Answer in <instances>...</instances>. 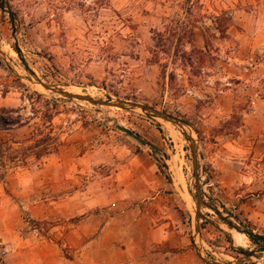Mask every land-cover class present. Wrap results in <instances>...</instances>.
I'll use <instances>...</instances> for the list:
<instances>
[{
  "label": "rangeland",
  "instance_id": "obj_1",
  "mask_svg": "<svg viewBox=\"0 0 264 264\" xmlns=\"http://www.w3.org/2000/svg\"><path fill=\"white\" fill-rule=\"evenodd\" d=\"M3 6L0 109L30 120L0 127V264H264V241L246 234L264 237V0ZM32 73L181 119L203 199L232 226L198 210L174 125L48 91ZM38 127L51 139L36 141Z\"/></svg>",
  "mask_w": 264,
  "mask_h": 264
},
{
  "label": "water",
  "instance_id": "obj_2",
  "mask_svg": "<svg viewBox=\"0 0 264 264\" xmlns=\"http://www.w3.org/2000/svg\"><path fill=\"white\" fill-rule=\"evenodd\" d=\"M1 4H2V8L5 10V7L3 6L4 0H1ZM6 11L8 12L9 17L11 19V22L13 23L15 18H14L12 11L9 9H7ZM15 31L16 30L14 28V32ZM15 49L19 53V47H18L16 41H15ZM32 74L35 76L36 83H38L39 85H41L44 89H46L48 91L66 96L68 98L85 100V101L91 102L93 104L113 106V107H118V108H122V109H138L150 117L160 119L164 122L171 123L172 125L181 128L182 129L181 132L185 136V138L188 140L190 150H191L192 169H193V175H194L196 203H197L198 210L201 207H207L208 209H210L214 213H216L222 220H224L230 226H232L231 221H229V219L226 216H224L221 213V211H219V209H217L216 207H214L212 205L207 204L203 199V196L201 193V187H200V183H199L200 176L198 173V161H197L198 142L193 137V133H192L191 129L181 119H179L178 117H175L174 115H172L166 111L157 109L155 107H152L151 105H147V104L140 103V102L125 100V99H117V100H113L111 98L100 99V98L91 97L89 95H82V94L73 93V92L67 91L65 89H62L60 87L50 85L49 83H46L45 81H43L42 79L37 77L34 73H32ZM125 132L132 135L135 139H137L141 143L144 142L142 139H140L138 136L134 135L133 133L129 132L128 130H125ZM246 234L251 238L259 237L262 241H264L263 236L254 233L251 229L246 230ZM211 262L214 264H219L216 261L211 260Z\"/></svg>",
  "mask_w": 264,
  "mask_h": 264
},
{
  "label": "trees",
  "instance_id": "obj_3",
  "mask_svg": "<svg viewBox=\"0 0 264 264\" xmlns=\"http://www.w3.org/2000/svg\"><path fill=\"white\" fill-rule=\"evenodd\" d=\"M14 113H16V115H13ZM30 117H23L20 113L19 110L17 109H7V108H1L0 109V127L3 129H9L12 128L14 126H22L25 125L29 122ZM35 130H39V136L37 137L36 141H48L49 139H51V137L48 134H43V132L41 131L40 127H38ZM48 150L47 147H43L41 149V151L46 152ZM257 238H253V239H258ZM244 253H246L245 251H242Z\"/></svg>",
  "mask_w": 264,
  "mask_h": 264
},
{
  "label": "crops",
  "instance_id": "obj_4",
  "mask_svg": "<svg viewBox=\"0 0 264 264\" xmlns=\"http://www.w3.org/2000/svg\"><path fill=\"white\" fill-rule=\"evenodd\" d=\"M152 234H154L153 239H151L152 242H163L166 240V235L163 232L159 233L156 229H153ZM164 254H167V252H164Z\"/></svg>",
  "mask_w": 264,
  "mask_h": 264
},
{
  "label": "bare ground",
  "instance_id": "obj_5",
  "mask_svg": "<svg viewBox=\"0 0 264 264\" xmlns=\"http://www.w3.org/2000/svg\"><path fill=\"white\" fill-rule=\"evenodd\" d=\"M166 123H168V122H166ZM170 127H172V128L174 127L173 130L176 128V129L174 130L176 134L179 132V130L182 131V129L179 128V127H177V126H170ZM179 134H180V133H179ZM236 240L238 241V243H239V242H243V235L237 233V235H236ZM242 244H243V243H242Z\"/></svg>",
  "mask_w": 264,
  "mask_h": 264
}]
</instances>
